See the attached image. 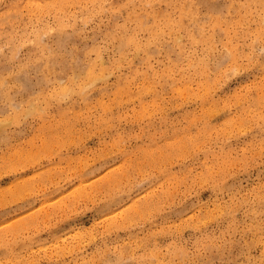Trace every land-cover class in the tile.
Listing matches in <instances>:
<instances>
[{"label": "rangeland", "instance_id": "rangeland-1", "mask_svg": "<svg viewBox=\"0 0 264 264\" xmlns=\"http://www.w3.org/2000/svg\"><path fill=\"white\" fill-rule=\"evenodd\" d=\"M35 2L0 0V111L6 78L18 106L11 125L0 123V220L18 214L0 242L21 241L11 259L99 264L104 244L134 264H185L227 259L222 245L238 248L253 233L259 246L264 155L250 142L259 120L237 109L248 85L259 103L260 68L241 61L231 78L216 72L220 52L244 45L232 10L202 27L204 0H153L171 8L142 60L121 38L146 35L160 7L123 0L133 7L119 14L115 0H58L68 6L34 15ZM248 3L259 20L260 0ZM116 193L129 202L97 224L94 208Z\"/></svg>", "mask_w": 264, "mask_h": 264}, {"label": "snow or ice", "instance_id": "snow-or-ice-1", "mask_svg": "<svg viewBox=\"0 0 264 264\" xmlns=\"http://www.w3.org/2000/svg\"><path fill=\"white\" fill-rule=\"evenodd\" d=\"M204 3L209 11L204 14L205 18L201 21L202 27H219V25L214 22L213 17L222 19L227 14L226 10H232L233 14L229 17L231 28L235 29L237 33H245L243 35V47L239 41H236L234 46L219 53L221 59L216 66V72L220 74L226 70L227 77L231 78L234 74L241 71V68L239 67L241 61H247L250 65L256 63L260 68L261 79L259 81V103H255L257 99L256 89L252 88L251 85H248V100L243 101L242 104L238 106L237 110L240 111L242 109L243 114L246 117L258 118V125L255 123V119H253V139L250 142L253 144H259L262 155H264V0H260L259 20L253 18V16L246 11V9L252 7L251 4L248 3V0H241V3L238 5L227 2L221 3V0H204ZM67 6L68 5H62L59 3L58 0H36L35 3L29 5V7L34 9V15L37 13L41 15H51L52 10ZM86 7H92V5H86ZM111 7L115 12L122 14L123 9H130L133 6L129 3L123 2V0H115V3H113ZM135 7H147L150 10L160 7V11L154 14V18L151 15L145 18L148 25V28L145 30L147 33L146 35L141 36L137 31H129L123 38H121L123 47L142 52L143 55L141 56V59L143 60L148 56L149 52L155 51V48L158 46L159 41L153 35L156 31V22L158 20L163 24L168 19V9L171 8V5L169 4L168 8H163L155 4L153 0H147L146 3L136 4ZM149 29L151 31H148ZM220 32L224 33V29L220 28ZM221 38H223V36ZM177 46H179V44ZM169 47H171V44H169ZM256 47L259 48L258 60L254 51ZM145 48H147V51H144ZM0 53H4L6 56L8 55L4 48H0ZM248 53H251V55L249 56ZM4 62L8 63L7 60ZM27 64L28 62L25 61L24 66L19 68L15 65H11L6 69L7 77L13 79L16 78L25 70ZM10 83L11 80L6 78L3 84V111H0V117H3V119H0V123L4 126H9L14 122L16 119L15 110L18 107L14 102H9L7 94L10 90ZM20 118L22 119V117ZM256 129H258V131ZM121 199H123V197L119 193H116L111 200L97 204L93 210L94 213L98 214L96 216L97 224L100 223L101 218H108L109 211L116 212L117 209L124 208L125 204L129 202L125 201V204H121ZM106 204L112 205L107 211L105 210ZM261 205L264 207V198L261 199ZM80 207L82 210L87 211L83 204H81ZM13 216L18 218V214L13 213L12 216L7 217L6 220H0V232L5 230V226L12 227L7 221H10ZM245 230L251 232V229L246 228ZM3 239L4 238L0 236V241ZM19 247H21L20 240H9L7 243L0 242V249H3L5 256L10 258L0 260V264H16V261L11 259V257L17 252ZM24 247L25 250L35 251L37 244L35 242L28 243L27 240H25ZM222 247H224V255L228 257L227 259H220L217 261H186L185 264H264V215L260 218L259 246H257V239L253 233L251 238L244 241L238 248L234 244L229 246L222 245ZM93 254L99 257V264H134V258L126 260L123 258L122 253L119 251L113 253L111 249L104 244H97ZM37 264H42V262H37ZM152 264H155V261H153Z\"/></svg>", "mask_w": 264, "mask_h": 264}, {"label": "bare ground", "instance_id": "bare-ground-1", "mask_svg": "<svg viewBox=\"0 0 264 264\" xmlns=\"http://www.w3.org/2000/svg\"><path fill=\"white\" fill-rule=\"evenodd\" d=\"M63 93H65V92H63ZM63 93H62V95H63ZM57 95H58V94H57ZM62 95H61V96H62Z\"/></svg>", "mask_w": 264, "mask_h": 264}]
</instances>
